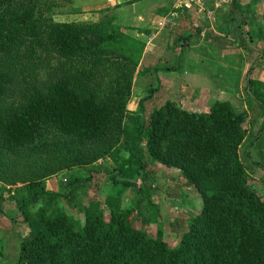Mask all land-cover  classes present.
<instances>
[{
  "label": "trees",
  "instance_id": "trees-1",
  "mask_svg": "<svg viewBox=\"0 0 264 264\" xmlns=\"http://www.w3.org/2000/svg\"><path fill=\"white\" fill-rule=\"evenodd\" d=\"M72 1L0 0V96L22 62L45 71L18 102L0 103V152L24 157L52 146L62 154L61 167L111 158L115 186L131 188L135 198L130 207L93 199L81 223L52 205L58 195L43 181L23 178L20 211L28 233L16 264H264V199L240 156L247 113L229 100L214 101L206 112L168 100L146 114L149 96L130 112L144 43L115 14L56 20L54 10ZM233 1L229 13H242ZM244 35L236 37L246 42ZM55 57L61 59L56 65ZM246 92L264 114V80L247 78ZM145 152L178 169L202 199L175 247L133 221L142 203L137 183L148 178ZM44 198L50 202L31 213Z\"/></svg>",
  "mask_w": 264,
  "mask_h": 264
},
{
  "label": "rangeland",
  "instance_id": "rangeland-1",
  "mask_svg": "<svg viewBox=\"0 0 264 264\" xmlns=\"http://www.w3.org/2000/svg\"><path fill=\"white\" fill-rule=\"evenodd\" d=\"M92 1L73 0L72 2H65L60 8L54 10V18L59 21H98L103 18L105 13H108L109 15L115 14L118 22L123 26L125 20L122 12L121 14L119 13L118 8L121 7L120 5L112 6L107 0ZM227 4L225 3V5ZM202 5L205 8L211 7L209 0H202ZM108 7L113 8L108 9L107 12L106 8ZM237 7L242 13L240 14V11L233 12L227 23L232 18L236 21L242 20V16H247L245 19L248 20L250 30L256 32L257 26L260 25L258 28L264 26V0H237ZM228 12L227 7L226 13ZM230 15L231 13H228V16ZM226 20L227 17L224 15L222 21ZM241 20L240 25L242 27L240 25L238 27V24L236 26L240 28V34L245 33L243 38L247 41V37H245L246 31L242 30L244 23ZM249 21L251 22L249 23ZM131 28L123 26V29L127 32H131L133 30ZM224 31L228 33L227 25H225ZM129 34L132 35L131 33ZM207 35L210 34L207 33ZM138 41L142 42L139 39ZM181 42L179 35L174 37L173 44L175 46L181 44ZM242 43L241 40V45L239 46L244 48L245 45ZM254 46L257 48V53L253 50V54L255 55L256 53L255 56L257 58H255L258 61L253 68L248 65L246 75L243 74L245 58L251 56V52L248 55L249 51H245V49H242L245 52L243 53L245 58H241V55H231L228 52L224 54L227 58L220 59L222 52L218 51L219 63L216 60V63L210 68L215 71L214 76H216V79L226 83L228 90L232 94L234 92L232 103L237 110L248 115V120L245 123L247 135L240 147V156L243 163L247 166L255 187L264 199V131H261L264 126V114L258 105L253 103L248 97L246 92L247 78L251 75L254 78L260 76L264 80V59H262L264 58V40H262L261 44L259 40L254 42ZM178 47L180 46L178 45ZM246 48H251L249 43L246 44ZM144 51L145 47L143 53ZM143 53L142 56L144 55ZM234 56L235 58H233ZM55 58V65L61 62V59ZM29 63L22 62L16 68L14 79L7 86L6 92L0 96V103L5 107H8L12 102H18L21 99L22 90L26 86L42 83L45 71L40 67H31V70H27L26 65L28 66ZM159 63L161 67H158V70L153 74L156 78L155 82H158L157 76L159 75L160 77L163 75H174L179 79H184L185 68L192 71V64L185 66V61L179 57L174 61L162 59L156 64ZM205 65L208 66L209 64ZM170 66L175 68L167 69ZM256 66L258 70L255 72L253 70H255ZM252 71L257 74H252ZM26 77L27 81L30 80L29 82L24 80ZM143 78H145L143 79L145 86H140L141 89H144L143 92L137 89L139 85L135 84L134 92L132 91L135 95L132 93V97L127 103V108L130 112H135L132 110L135 108L134 106H137L138 110L140 102L137 98L141 97L142 94H149L152 90L150 87L151 83H147L146 76H143ZM174 92L175 96L185 97V93L179 91V88H175ZM157 100L152 104L148 102V106L152 108L155 104H159ZM149 107L148 111L150 110ZM22 155L25 156L20 157L19 155L17 157L0 152V182L11 184L10 189L2 188V185H0V190L5 191L2 192L4 196L1 197L2 200L0 201V209H3L5 215L4 219L0 221V264L17 263L20 256L22 236L28 233L25 224L21 221L22 213L20 211L26 184V182H22L23 178L27 177L26 180L29 181L31 176L33 179L36 177L39 181H43L48 191L58 195L52 205L63 206L70 215L81 223H84L85 220V208L93 199H98L101 202L118 200L122 207H130L133 204L135 197L132 189L125 190L120 186L116 187L111 178L116 172V164L111 158L100 157L92 162L85 163L71 162L69 167H61L58 160L62 154L61 152L59 154L54 153L52 146L50 148H47V146L38 147L34 151H26ZM144 159L148 163V178L137 183V187L142 190L140 193L142 203L139 210L133 213L134 224L144 232L159 236L171 247H175L179 243L182 234L188 229L192 218L202 208V199L196 189L184 179L178 169L169 168L159 162H154L146 152ZM14 180L17 181L13 182ZM12 190H14L13 195ZM148 199L154 205L151 204L150 206ZM49 202L48 198L40 200L39 203L30 208V212L35 213L39 207L45 206ZM145 219L148 221H145Z\"/></svg>",
  "mask_w": 264,
  "mask_h": 264
},
{
  "label": "crops",
  "instance_id": "crops-1",
  "mask_svg": "<svg viewBox=\"0 0 264 264\" xmlns=\"http://www.w3.org/2000/svg\"><path fill=\"white\" fill-rule=\"evenodd\" d=\"M201 1L202 0H107L112 6L116 4L121 6L118 9L119 13L121 14L122 12L124 15L123 18L125 22L123 26L132 27L131 29L133 30L129 33L145 44L144 55L141 58L137 73L134 77L133 92L135 84H138L139 86L137 89L143 92L144 89H141L140 86H145L143 80L145 78H143V76H146L147 83H151L150 87L153 89V92L147 95L142 94L141 97L137 98L140 102L142 98L149 96L145 101L146 114H150L154 108L161 106L168 100L178 102L187 110L205 112L210 110L212 103L216 100H229L233 102L232 96L234 92L232 94V92L228 90L226 83L217 80L216 76H214L215 71L210 68V66L216 63V60L219 63L217 52H222L220 59L227 58L224 54L228 52L235 56L241 55V58H245L243 54L245 52H243L242 49H245V51L248 50V55L251 52V56L254 58L252 59L251 56L245 58L244 75L247 73L248 65L253 68L258 61L255 56L257 48H255L254 42L259 40L261 44L262 40H264V26L261 28H258L260 25L257 26L255 32L254 30H250L248 20L245 19L247 16L241 17L242 20H240L244 22V29L247 35H249L248 32H250L251 35L246 42H243L244 44L242 43L245 45L243 48L239 46L241 45L240 36L236 37L240 34V28H238L240 20H231L227 23L232 16V14L228 16L229 12L226 13L227 7H232L234 1L209 0L211 7L207 8L201 4ZM225 3L228 4L225 5ZM239 13L241 14V12ZM224 15L227 17L226 21H222ZM250 22L251 21H249V23ZM236 24H238V27ZM225 25H227L228 33L224 31ZM207 33L211 36L207 35ZM177 35H179L182 40L181 44H178L180 47L173 44V39L175 36L177 37ZM247 43H249L251 48H246ZM253 50L256 52L255 55L253 54ZM235 56L233 58H235ZM177 57L185 61V66L192 64V71L185 68L184 79H179L174 75H163L161 77L159 75L157 76L158 82H155L156 78L153 74L158 70V67H161L160 63H156L162 59L165 61H174ZM220 63L222 64L221 61ZM205 64L209 65L207 66ZM173 68L175 67H167V69ZM257 70L256 66L253 71L256 72ZM253 71L252 74H257ZM250 77H252V75ZM255 78L263 80L260 76ZM175 88H179V91H183L185 97L180 98L177 95L175 96ZM133 94L135 95V93ZM156 99H158L157 103L159 102V104H155L150 108L148 102L152 104L154 101L156 102ZM160 99L163 101L161 102ZM134 107L135 108L132 110L136 111L137 106ZM148 107L150 108L149 111ZM0 185H2V188L6 187L7 189L11 187V184L8 182H0ZM0 191L1 201V197L4 196L2 192L5 191ZM13 194L14 190H12V195ZM4 216L3 209H0V221L4 219Z\"/></svg>",
  "mask_w": 264,
  "mask_h": 264
},
{
  "label": "built area",
  "instance_id": "built-area-1",
  "mask_svg": "<svg viewBox=\"0 0 264 264\" xmlns=\"http://www.w3.org/2000/svg\"><path fill=\"white\" fill-rule=\"evenodd\" d=\"M201 4H202V1H201Z\"/></svg>",
  "mask_w": 264,
  "mask_h": 264
},
{
  "label": "water",
  "instance_id": "water-1",
  "mask_svg": "<svg viewBox=\"0 0 264 264\" xmlns=\"http://www.w3.org/2000/svg\"><path fill=\"white\" fill-rule=\"evenodd\" d=\"M232 6H233V4H232Z\"/></svg>",
  "mask_w": 264,
  "mask_h": 264
}]
</instances>
